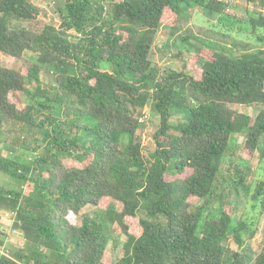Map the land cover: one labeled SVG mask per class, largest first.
<instances>
[{
	"label": "trees",
	"instance_id": "obj_1",
	"mask_svg": "<svg viewBox=\"0 0 264 264\" xmlns=\"http://www.w3.org/2000/svg\"><path fill=\"white\" fill-rule=\"evenodd\" d=\"M194 9L214 19L229 11L221 0H71L59 9L60 26L40 33L17 26L40 16L32 0H0V53L34 60L26 76L0 65V134L20 122L40 136L4 145L35 152L29 164L0 154V171L27 186H0V247L8 220L25 246L0 254V264H264V249L254 256L251 246L260 217L238 218L223 199L226 188L248 191L255 182L254 168L240 164L223 182L233 135L246 136L244 159L259 154L264 165V109L252 117L233 108H264V50L193 44L182 70L157 64L164 19L179 24ZM248 22L264 29V15ZM44 69L54 84L42 81ZM148 109L161 122L147 153L138 132ZM251 201L263 215L264 180ZM128 218L138 220L134 229ZM115 226L127 239L113 261Z\"/></svg>",
	"mask_w": 264,
	"mask_h": 264
},
{
	"label": "rangeland",
	"instance_id": "obj_2",
	"mask_svg": "<svg viewBox=\"0 0 264 264\" xmlns=\"http://www.w3.org/2000/svg\"><path fill=\"white\" fill-rule=\"evenodd\" d=\"M71 0H32L34 4L39 6L41 14L37 20L34 21H18V27H25L36 32H42L46 26H60L61 14L59 9L65 7V3ZM100 1V0H99ZM228 5L227 14L220 16L219 18H211L202 9H194L191 13L184 15L181 22L175 23L170 17L164 19L155 40L153 47V59L154 61L162 65L163 67L169 66L177 70H182L188 60V49L192 48V45H201L209 47L213 50L221 51L222 48L229 52L233 51L235 54H242L244 52H258L264 50V29L253 30L248 22V17L258 18L259 15H264V0H221ZM189 11V10H188ZM182 52L181 55H179ZM28 54L26 60H16L3 53H0V65L12 67L19 72H23L24 76L27 75V69L34 60ZM193 67V65H191ZM192 71H189V73ZM41 79L45 83L54 84L53 76L45 69L42 70ZM36 83L27 79L28 91H34ZM236 111L249 114L252 117L257 115L264 109L260 106H234ZM148 118L144 120V127L138 132V140L142 143L145 152H153L156 149V142L154 136L160 127V117L150 109L147 110ZM183 113H177L172 119L173 129L172 134L177 135L176 126L181 121ZM84 123V122H83ZM29 139L30 143L34 139H40L39 135H34L29 132L27 125L23 123L13 122L6 126L5 132L0 134V154L4 157L19 160L22 163H30L35 155V152H25L18 148L17 151L11 153V149L4 148L5 144H8L13 148V144L17 139ZM246 143V136L244 134H235L231 139V146L227 152L226 162L223 164V182L228 183L227 179L230 178L233 172V167L236 165L252 166L254 168L253 174L248 177V182L255 180L251 190H230L226 188L225 195H223L224 203L229 204L227 206L229 211L233 208L236 209L238 218L241 216L249 215V219L260 217L259 231L257 237L252 241L251 246L253 248L254 256H256L262 249H264V213L260 216L252 208L251 197L256 190L260 180H264V165L260 161V155L257 154L252 160L244 159V148ZM40 145L34 144L33 147ZM231 167V168H230ZM231 169V171H230ZM247 171V170H246ZM248 172V171H247ZM169 180L173 178L168 177ZM0 186L8 189L23 192L27 190L24 182L17 180L10 175L0 171ZM222 193V192H221ZM108 200H104L103 206L105 207ZM214 214L217 218L220 217L219 205L213 206ZM217 208V209H216ZM94 209L93 206L87 207L83 213L91 212ZM3 212V213H2ZM1 213L9 214L12 217L11 212L2 211ZM257 219V218H256ZM13 220V219H12ZM79 221V222H78ZM77 223H80V218ZM129 226L134 229L137 225L136 219H126ZM5 232L7 234L5 238V246L0 247V254H12L25 249L23 245L22 237L19 232H16L11 226V220L4 221L3 223ZM137 228V227H136ZM109 245V255L113 261L117 259L122 251L123 245L127 239L123 234V230L115 226L113 235ZM228 245L235 250L239 247L233 240H229ZM24 247V248H23ZM23 251V250H22ZM109 258V259H110ZM110 259V260H111Z\"/></svg>",
	"mask_w": 264,
	"mask_h": 264
},
{
	"label": "built area",
	"instance_id": "obj_3",
	"mask_svg": "<svg viewBox=\"0 0 264 264\" xmlns=\"http://www.w3.org/2000/svg\"><path fill=\"white\" fill-rule=\"evenodd\" d=\"M146 118H148V114H147V112L145 113V115H144V117L142 118L141 121L144 122V120H145ZM6 216H7V217H10L9 214H6Z\"/></svg>",
	"mask_w": 264,
	"mask_h": 264
}]
</instances>
